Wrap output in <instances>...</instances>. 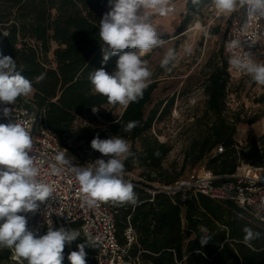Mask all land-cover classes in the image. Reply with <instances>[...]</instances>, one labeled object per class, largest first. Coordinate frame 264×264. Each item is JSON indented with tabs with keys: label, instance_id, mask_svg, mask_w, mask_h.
<instances>
[{
	"label": "trees",
	"instance_id": "16d2710c",
	"mask_svg": "<svg viewBox=\"0 0 264 264\" xmlns=\"http://www.w3.org/2000/svg\"><path fill=\"white\" fill-rule=\"evenodd\" d=\"M189 1L186 5L188 13H192L198 6ZM206 2L208 0L199 3ZM107 11L108 0H0V31L9 33L0 40V55L15 58L18 69H23L21 74L33 84L30 100L26 102L20 97L16 102L33 114H40L47 131L65 149L69 136L83 145H89L97 135L101 139L119 136L128 141L135 157L125 161L126 172L141 171V180L133 184L137 203H107L115 212L118 242L124 243L123 233L128 226L133 230L135 241L129 255L133 259L137 257L140 264H264V224L233 202L212 200L192 192L173 198L161 193L151 197L146 191L155 189L151 186L153 183L171 185L179 179L177 175L170 176L162 167L170 147L149 133L161 115L171 109L173 100L165 105L160 103L147 112L156 89V84L150 83L143 98L124 107L120 115L102 111L112 104L93 91L88 77L92 71L118 60L119 54L102 64L99 22ZM186 25L182 22L178 34ZM38 77H42L39 82ZM232 83L224 55L213 65L203 83L205 111L214 121L187 154L195 162L208 157L206 170L217 176L232 174L240 154L233 138L235 123L228 124L223 116L227 90ZM92 106L100 107L98 116L104 128L100 131L90 126L74 128L78 117L91 114ZM129 121H139V125L125 132L124 126ZM259 144V149L256 143L249 146L241 159L253 166H264V136ZM218 147L223 152L211 158L210 154ZM201 225L212 235L203 248L199 243ZM245 226L259 233L250 245L243 242ZM72 227L77 229L78 225ZM47 231L44 229L35 236L39 238ZM85 242L80 236L72 242V248L66 244L62 264H70L68 255L78 251L77 245ZM197 249L202 254H197ZM85 252L86 264H97L96 246L86 244ZM12 254V249L0 248V264H21L16 256V260H11Z\"/></svg>",
	"mask_w": 264,
	"mask_h": 264
},
{
	"label": "clouds",
	"instance_id": "9594fccd",
	"mask_svg": "<svg viewBox=\"0 0 264 264\" xmlns=\"http://www.w3.org/2000/svg\"><path fill=\"white\" fill-rule=\"evenodd\" d=\"M213 2L222 14H231L238 7H246L250 19L264 18V0ZM193 3H199V0H193ZM108 7L109 11L99 22L98 35L102 42V64H106L111 56L119 54L116 68L109 73L101 67L92 71L88 79L93 91L106 97L110 104L127 107L142 99L144 91L152 82L150 78L153 73L142 56L163 43L153 27L151 17L153 14L167 16L173 11V6L171 0H108ZM0 33L9 35L7 31ZM231 47H240V42L232 41ZM125 49L138 51H123ZM185 53L190 54L191 49L186 47ZM176 62L177 53L169 49L160 66L171 72ZM229 64L247 74L251 82L264 86V63L256 62L249 53L233 55ZM22 71V68L18 69L15 58L0 55V113L5 118L14 116L13 108L8 105H15L18 98L33 93V84L21 74ZM40 79L42 77H38L37 82ZM99 110L100 107L92 106L94 114ZM138 125L139 121H129L123 130L130 132ZM90 146L108 159L98 158L90 166L72 167L82 202L88 206L99 202L136 204L133 185L125 179V161L135 157L128 141L119 136L101 139L97 135ZM32 148L30 132L22 122L15 119V122L0 123V248L12 249L21 264L25 260L27 264H62L65 245L77 240L81 233L78 229L60 227L53 230L50 226L47 234L37 238L28 230L26 214L35 212L40 203L53 199L54 191L51 185L39 179L40 168L35 163ZM54 159L60 165L68 163L65 152H59ZM51 209L49 206L47 216L53 212ZM199 231L202 233L199 243L203 248L212 239V235L208 234V229L203 225L199 226ZM243 231V242L246 245L259 237V233H254L247 226ZM84 236L86 242L78 244V251L68 255L70 264H86L85 246L91 245L93 241L87 234ZM196 251L202 254L200 249Z\"/></svg>",
	"mask_w": 264,
	"mask_h": 264
},
{
	"label": "rangeland",
	"instance_id": "374dc122",
	"mask_svg": "<svg viewBox=\"0 0 264 264\" xmlns=\"http://www.w3.org/2000/svg\"><path fill=\"white\" fill-rule=\"evenodd\" d=\"M189 3L194 4L193 0ZM186 4L187 0H171L173 12L167 16L152 15L151 22L163 43L142 56L153 73L151 83L156 84L152 104L147 107V112L160 103L165 105L173 100L171 109L161 115L149 133L160 143L170 147L162 167L170 176L177 175L179 178L207 168L208 157L199 162L187 157L192 144L201 141L207 128L214 121V118L205 111L203 83L213 65L219 63L225 55L224 34L229 20L243 17V9L240 7L231 14L218 12L213 0L194 4L198 8L192 13H188ZM184 21L187 24L185 30L178 34L179 26ZM260 45L264 53V30L261 33ZM186 47L191 49L190 54L185 53ZM169 49L177 53V62L171 72L160 66ZM116 63L117 61L113 65L105 66V70L111 73L115 70ZM30 96L24 97V101L28 102ZM123 110L124 106L119 104L102 108V111L112 115H120ZM223 116L228 124L235 123L236 131L233 138L240 153L237 155L238 158L241 159L254 143L259 149V140L264 136V86L251 82L250 78L234 81L227 90ZM85 126L100 131L105 124L98 113L94 114L91 111L90 115L78 117L74 122V128ZM65 143L67 153L81 166H90V163L98 158L108 159L93 150L90 144L75 143L73 137H66ZM140 172V170L126 172V181L135 185V182L141 180ZM151 186L157 189L162 185L153 183ZM152 190L154 189H146L147 192ZM68 246L72 248L73 243ZM15 258L12 254L11 260H16Z\"/></svg>",
	"mask_w": 264,
	"mask_h": 264
},
{
	"label": "built area",
	"instance_id": "2783aa9c",
	"mask_svg": "<svg viewBox=\"0 0 264 264\" xmlns=\"http://www.w3.org/2000/svg\"><path fill=\"white\" fill-rule=\"evenodd\" d=\"M243 9V17L229 20L224 34V54L227 58V72L231 82L250 78L242 71L232 68L230 58L235 54L249 53L258 63H264V53L261 51L260 39L264 30V18H249L246 7ZM174 11V7H173ZM172 11V12H173ZM5 36L1 33L0 40ZM238 40L240 47H231L232 41ZM13 108V117L5 118L0 113V123L7 124L10 121L22 122L29 130L32 141V155L35 163L40 168V177L44 183L54 189L53 199L49 198L40 203L39 208L33 213H27V228L34 235L44 229L53 230L60 227L70 229L78 225L81 237L84 235L92 238L97 252L95 259L97 264H140L137 257L129 255L130 246L135 241V235L130 226L123 233L124 243L117 239L114 210L107 202H99L88 206L81 200L79 185L71 171L73 166L79 165L69 156L64 147L47 131L43 117L33 114L27 108L8 105ZM59 152H65V165L58 164L55 156ZM223 149L216 148L210 154L214 157L221 154ZM31 155V153H30ZM55 166V169H54ZM81 166V165H79ZM222 181L221 183H218ZM192 192L208 197L212 200L230 201L237 207L247 212L253 219L264 224V166H253L243 159L238 158L235 170L228 175H214L209 170L192 172L179 178L171 185H162L148 192L151 197L161 193L169 198L178 194ZM39 203V202H38ZM51 206L50 216L46 215ZM129 218H127V221ZM51 225H49V223ZM16 259V258H15Z\"/></svg>",
	"mask_w": 264,
	"mask_h": 264
}]
</instances>
